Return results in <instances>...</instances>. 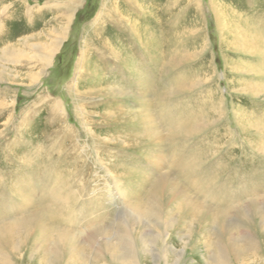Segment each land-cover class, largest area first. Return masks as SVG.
<instances>
[{"label": "rangeland", "instance_id": "obj_1", "mask_svg": "<svg viewBox=\"0 0 264 264\" xmlns=\"http://www.w3.org/2000/svg\"><path fill=\"white\" fill-rule=\"evenodd\" d=\"M130 15L140 24L151 19L153 58L139 45L143 39L137 50L132 32L118 22ZM98 25L103 31L91 33ZM257 33L264 35V0H0V231L11 225L0 234V264H264V204L258 216L248 203L264 197V75L255 68L264 39ZM113 35L143 62L138 74L116 55L110 59L100 41ZM90 39L96 48L86 55L121 96L100 93L90 70L79 74L76 87L80 47ZM51 99L62 104L65 132L50 119ZM111 104L117 116H104ZM173 108L179 123L167 121L164 110ZM123 113L150 114L152 134L143 126L134 135ZM28 174L41 182L50 175V187L69 183L65 196L85 191L69 213L79 225L50 213L44 237L42 224L15 226L45 205L50 188L42 191L38 180L39 190L33 184L18 192ZM161 175L167 178L161 218H138L132 206L147 199ZM100 191L103 206L91 212ZM118 191L126 196L121 202ZM65 229L77 241L56 261L44 248L49 235ZM228 233L242 254L221 256Z\"/></svg>", "mask_w": 264, "mask_h": 264}, {"label": "bare ground", "instance_id": "obj_2", "mask_svg": "<svg viewBox=\"0 0 264 264\" xmlns=\"http://www.w3.org/2000/svg\"><path fill=\"white\" fill-rule=\"evenodd\" d=\"M67 11L69 12V11H71V6H68V8H67ZM115 11H117V10H115ZM142 12V11H141ZM146 13V12H145ZM153 13V12H152ZM151 13V14H152ZM142 14H143V12H142ZM154 14V13H153ZM146 16V15H145ZM134 17V19L132 20V18ZM110 18H107L106 19V21L107 20H109ZM148 19V18H147ZM151 20V19H150ZM150 20H148V21H146V23H144V24H140L139 22H138V20L135 18V15H130V16H125V18L123 17L121 20H119L118 22L120 23V25L121 26H124L125 25V27L126 28H128V30L129 31H131L132 32V36H130L129 37V40L130 41H135L134 42V45H135V47H136V49L138 48L137 46H138V43H140L139 45L140 46H143V48H145L146 50H147V52L150 54V56H151V58H153V52L152 51H154V49H153V46H155V43H153V40H155V38H154V34H153V28H152V24H151V22H149ZM105 20H104V22H106ZM143 22V21H142ZM154 22V21H153ZM259 22V21H258ZM255 23H257V22H255ZM100 24V23H99ZM101 25H103V23L101 24ZM140 25V26H139ZM251 25V24H250ZM141 26H142V28H141ZM231 26V25H230ZM235 26H236V23H235ZM238 26V25H237ZM252 26V25H251ZM260 26V25H259ZM105 27V26H104ZM104 27L103 26H100V25H98V26H96V28L94 29V30H91L92 32L91 33H93L94 34V32H98V33H100V32H102L103 31V29H104ZM256 28V27H255ZM254 28V29H255ZM231 29H232V27H231ZM257 29V28H256ZM100 31V32H99ZM253 31V30H252ZM257 32H259V30L257 31ZM103 33H105V32H103ZM101 36V35H100ZM103 36V35H102ZM138 36L141 38V39H143V40H141V39H138ZM89 37H91V36H89ZM113 37V38H112ZM102 38V37H101ZM114 37V35L113 36H109V37H106V39L104 40H101L100 42H102V44H103V46H105V47H110V51H109V57H110V59H112L111 57H114L115 55L117 56V58L118 59H120L121 58V60L120 61H123L124 62V64L127 66V67H129L128 69H129V72L131 71L132 73H134V74H138V71H139V69H141L140 67H142L141 66V64L143 63H141V62H139V60H137V58H135L136 56H135V53L133 54V52L131 53L130 52V49H128V47L127 46H123L122 45V40H120L119 38H115ZM257 39L258 38H263L264 39V35L262 34V33H257V37H256ZM138 39V40H137ZM237 39V37H234V40H236ZM256 39V40H257ZM139 41V40H141L142 42H138L137 43V41ZM113 42V43H112ZM263 43V42H262ZM27 45V44H26ZM96 46V44L94 43V41L93 40H88L85 44L82 42V44H81V47H80V55H79V58H78V63H77V66H76V69H75V79H76V81H75V83H76V87H78V85L80 84V80L78 81V77H79V74L82 72V71H87V70H90L91 71V73L92 74H94V76L97 78V79H95L94 80V78H93V82L94 83H97V84H99L100 86H101V88H99L100 89V93H102V92H105V94H103V95H106V94H109V92L112 94V95H114V96H121L122 95V91H121V88L118 86V87H116L118 90L117 91H115V90H113L112 88H108V87H106L107 86V84H110V82L111 83H114L113 81H109V82H107V77L105 76H102V73L100 74V66L98 65V62L91 56V55H89V56H87L86 55V52L87 53H89L90 54V51H92V49H94V48H96L95 47ZM13 47V46H12ZM17 47V46H16ZM15 47V48H16ZM36 47V46H35ZM55 47V46H54ZM98 47V46H97ZM255 47V46H254ZM254 47H252V49L254 48ZM7 48V47H6ZM36 48H38V47H36ZM103 48V47H102ZM141 48V47H140ZM139 49V48H138ZM137 49V50H138ZM12 50V49H11ZM20 50V49H19ZM90 50V51H89ZM137 50H135V51H137ZM6 51V50H5ZM8 51V50H7ZM6 51V52H7ZM16 51V50H15ZM21 51V50H20ZM12 52V51H11ZM146 52V51H145ZM261 52V51H260ZM262 53V52H261ZM258 54V53H257ZM155 56V55H154ZM101 57V56H100ZM261 59V58H260ZM107 60V59H106ZM141 61V60H140ZM158 61V60H157ZM45 62H46V65H45V67L46 66H48L47 64L48 63H50L51 62V57L48 59H46L45 60ZM162 62V61H161ZM260 63L258 64V66H256L255 68H257V70H259V69H262L261 71H263L262 73H263V75H264V58H263V60H261V61H259ZM157 63V62H156ZM155 63V64H156ZM106 64V63H105ZM152 65H153V63H152ZM108 66V65H107ZM45 67H43V69L36 75V76H34V79H36L37 81L40 79V77L42 76V74H43V71L45 70ZM227 67V66H226ZM139 68V69H138ZM146 69H149V67L147 68V67H145ZM144 69V68H143ZM151 70V69H150ZM256 70V69H255ZM147 71V70H146ZM149 71V70H148ZM156 72V71H155ZM262 73H261V75H262ZM140 74V73H139ZM151 74H152V72H151ZM256 74H259V73H256ZM89 75V74H88ZM121 75V74H120ZM119 75V76H120ZM154 75V74H153ZM260 75V74H259ZM152 76V75H151ZM148 77H149V75H148V73H147V76L145 75V76H141V79H142V81L145 83V86H143V87H149L148 86V84H149V81L150 80H148ZM80 78V77H79ZM263 78H264V76H263ZM123 79V78H122ZM36 80H35V82H36ZM88 82V81H87ZM86 84V83H85ZM85 84H84V86H85ZM262 87H264V82H262ZM74 83H73V86L71 87V88H73L74 87ZM133 86V85H132ZM79 87H81V86H79ZM83 87V86H82ZM77 90H78V88H76ZM98 89V90H99ZM102 89V90H101ZM112 90V91H111ZM83 95L84 94H87V92H86V90L84 89L83 91ZM120 92V93H119ZM147 92V91H146ZM93 95H97V96H101V95H98V94H93ZM108 96V95H107ZM45 100V99H44ZM43 100H41V102H42ZM40 102V101H39ZM136 102V101H135ZM141 102V101H140ZM144 102V101H143ZM47 104H48V106H49V108H50V110L49 109H47V110H49L50 111V119L52 120V123H54V122H56L57 124H58V127H60V128H62V131H67V128L66 127H64V125H63V127H62V123H63V121H62V119L64 118V113L62 112V107H61V105L62 104H60L58 101H56V100H53V99H51V100H48L47 102H46ZM146 102H144V104H145ZM109 104V103H108ZM143 104V105H144ZM46 106V105H45ZM116 106H113L112 104L110 105V108L109 109H111V110H108V111H106L103 115L105 116V114L107 113V115H109L110 113H113V115H115V116H117V112H114V111H112L114 108H115ZM171 108V107H170ZM83 108H78L77 106H76V113H77V115H78V120H81V118H84V113L82 112L83 110H82ZM172 109V108H171ZM80 110H82V111H80ZM116 110V109H115ZM36 112V111H35ZM81 112L83 113V115H81ZM130 113V112H129ZM132 113V112H131ZM164 113L166 114V115H168V117H169V119L167 120L168 122H173V123H179L177 120H176V117H175V112H174V108H173V110L171 111V110H169V109H166V110H164ZM235 113V112H234ZM142 114V113H141ZM140 113H138V115H135V113L134 114H128V113H123V114H120L121 116H123V118L124 119H126L127 120V122H128V124H129V128H130V130L131 131H133V134L134 135H136V132L138 133L139 131H137L136 129L137 128H141V127H143V126H146V127H148V129L147 130H145V132H146V134L147 135H151L152 134V126L150 125V122L149 121H151V119H150V114L148 115V114H146L144 117H142V115H141ZM242 116V114L241 113H238V116H237V119H241L240 117ZM130 117V119H128ZM167 118V117H166ZM25 121H26V119H24ZM238 120V121H239ZM149 122V123H148ZM25 122L24 121H22V123H21V127H22V124H24ZM84 123V125H87L86 123H85V121L83 122ZM144 123L146 124V125H144ZM56 127V126H55ZM176 128H179L180 130H183L184 129V126H182V123H180V124H178V126L176 127ZM19 129V128H18ZM69 129V128H68ZM70 130V129H69ZM135 130V131H134ZM89 131V130H88ZM143 131H144V128H143ZM68 133L70 134V132L68 131ZM89 134H90V131L88 132ZM139 133H141V132H139ZM93 134V133H92ZM140 136V135H139ZM150 142H153V140H151V139H148ZM140 142V141H139ZM143 142V141H142ZM142 142H140V143H138V144H141ZM144 143V142H143ZM142 143V144H143ZM97 145H95V147H96ZM151 146V145H150ZM78 148H79V146H78ZM147 148V147H146ZM149 148V147H148ZM77 149V148H76ZM150 153L151 152H149V155H150ZM148 154V153H147ZM157 154V153H156ZM97 155H99V151H97ZM158 155V154H157ZM150 159H153L154 158V160H155V157L154 156H150L149 157ZM190 168H191V165L189 166ZM131 172H133V170H131ZM47 176V177H46ZM50 177V175H43V182H41L40 180H39V178H38V176H37V174H28L27 175V177L26 178H21L20 180H21V185L20 184H18V186H17V188H21V189H18V192H20V191H22V189L24 188V187H28V186H30V185H35L36 187H37V181L39 180V184H40V189L43 191H45V187H50V184L51 183H49L48 182V178ZM166 175H161V176H159V178L154 182V184H153V186H151V188H150V193L148 194V197H147V199H145V201L144 200H139V201H136L135 202V205H133L132 206V208H133V211H134V213H135V215L138 217V218H140V219H149V220H151V219H160L161 218V215H160V213H161V209H160V207H161V203H162V201L164 200V194H165V188H166V185H167V183H166ZM61 183L62 182H58V184L56 185V183L55 184H52L51 185V187L49 188V189H47V194L44 196V200L45 201H43V203L45 204L44 206L42 205V207H41V209L40 208H38V211H37V213H32V214H25V215H23L22 217H21V219L19 218L18 220L16 219L15 220V226H17V227H20V228H24V230H27L28 228H30V227H32V226H34L35 224H42L41 225V230H42V233H43V237L47 234L46 232H44V228L46 227V223H47V221H48V219H49V216H48V214H52V216H53V218L55 219V220H58V222L59 221H62V220H65V221H67V222H69V221H73V222H75V223H77V224H75V223H73V224H75V225H79L78 224V218H76V217H70V215H69V213H71L72 211H74L75 210V207H76V205H77V200H78V198L79 197H81V196H85V191H79V193H77V192H74V191H72L71 192V196L68 194V195H66L65 196V194L63 193L64 191H66L68 188H69V186H70V184L68 183H66L65 181H63V183H62V185H63V187H62V185H61ZM240 183V182H239ZM49 184V185H48ZM65 185H69L68 187L66 186V189H65ZM62 188V189H61ZM117 188L118 189H120V187L119 186H117ZM37 189H38V187H37ZM232 189V188H231ZM39 190V189H38ZM78 191V190H77ZM232 191H235V190H232ZM119 192V194L120 195H122V197L121 196H119V200L120 199H124V197H126L125 196V194H121L120 193V191H118ZM27 193H28V191H27ZM27 193H26V195H27ZM235 193L239 196V193L237 192V191H235ZM102 193H101V191L98 193V194H96V195H94L93 196V200L91 201L92 202V204L91 205H95L94 206V208L92 207V209H95L96 207H97V209L96 210H90L91 212H95V213H98V211H100L101 210V207L103 206V199H102V195H101ZM235 194V195H236ZM114 195V194H113ZM90 197V196H89ZM92 197V196H91ZM90 197V198H91ZM109 197L110 198H117L116 196H112L111 194L109 195ZM2 198V197H1ZM81 199V198H80ZM167 199V198H166ZM86 200V199H85ZM118 200V201H119ZM79 201V200H78ZM74 202H75V204H74ZM120 202H121V200H120ZM249 208L250 209H252V210H254V214H257L258 216H261V212H260V204L262 203V204H264V197L263 198H259V199H252V200H250L249 202ZM90 205V204H89ZM36 207V206H35ZM88 209H90V208H88ZM240 209H238V212L240 213ZM225 215V212H222V214L220 215V216H224ZM220 216H218L217 217V220L216 221H218L219 219H221V217ZM48 218V219H47ZM214 220V219H213ZM215 221V220H214ZM220 221H218L217 223H219ZM81 224V223H80ZM83 225V224H82ZM218 226H219V228L221 227L224 231H228L227 230V226H225V225H223V223H220V224H218ZM5 228H7V227H3L2 229H1V231H0V234H7V233H9L10 231H11V225L10 226H8V229L7 230H5L4 232H3V230L5 229ZM202 228H204V226H202ZM218 228V229H219ZM220 228V229H221ZM56 230V228H54L53 229V231H55ZM65 230H67V229H65ZM69 230V229H68ZM67 230V232H63L62 230H60L61 232H59V235H56V236H54L53 237V235H49V240L51 241V243H50V245H46L45 246V248H44V252L46 253H49V254H51L52 255V257H53V259L54 260H56V261H59L60 259H62V257H66V256H68L67 254H68V252L69 251H71V249H72V246H74L75 247V244H76V241H77V235L76 234H74V233H70L69 231ZM99 233H100V230L98 229H96V230H93V231H91L90 232V234L88 235V238H90V241H92L93 239H95L98 235H99ZM226 234V233H225ZM230 234L228 233V236H226L227 237V242L225 243V247H224V249L222 248V249H220V247L218 246V249H219V251L221 252V256H223V255H225V253L226 252H228V251H230L231 250V252H233V253H238L239 255L240 254H242L243 252H242V248L240 247V245H238V243L235 241L236 240V238H233V237H231V235L229 236ZM222 241L224 242V241H226V239H222ZM123 243H125V245H127V246H129L128 245V242L127 241H124ZM73 247V248H74ZM73 250V249H72ZM75 250V249H74ZM113 252H114V250H113ZM77 253V252H76ZM143 253H145V252H143ZM72 254H75V253H73L72 252ZM75 256H76V254H75ZM170 255H169V253L166 251L165 252V257H169ZM165 260H167V259H165ZM217 260H219L218 258H216V261ZM75 261V260H74ZM81 261V257H80V259H79V261L78 262H80ZM77 262H75L74 264H76ZM215 264H217V263H215Z\"/></svg>", "mask_w": 264, "mask_h": 264}]
</instances>
